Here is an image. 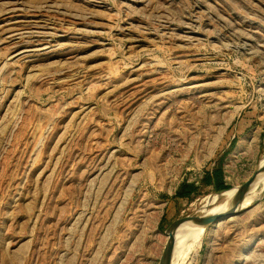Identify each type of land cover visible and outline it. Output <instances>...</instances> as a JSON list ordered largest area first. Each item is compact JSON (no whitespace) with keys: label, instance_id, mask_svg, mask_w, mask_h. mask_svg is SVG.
Segmentation results:
<instances>
[{"label":"rangeland","instance_id":"rangeland-1","mask_svg":"<svg viewBox=\"0 0 264 264\" xmlns=\"http://www.w3.org/2000/svg\"><path fill=\"white\" fill-rule=\"evenodd\" d=\"M263 158L264 0H0V264H158ZM262 187L181 264H264Z\"/></svg>","mask_w":264,"mask_h":264},{"label":"bare ground","instance_id":"bare-ground-1","mask_svg":"<svg viewBox=\"0 0 264 264\" xmlns=\"http://www.w3.org/2000/svg\"><path fill=\"white\" fill-rule=\"evenodd\" d=\"M259 163H260V165L264 164V158L262 160H260ZM259 183L264 186V172L261 173L260 175H258L256 180L248 188V191L246 192L243 199L241 200L239 207H245L254 198L255 195H253L254 194L253 190ZM263 188L264 187H262L261 190H263ZM238 189H239V185L236 186L235 188H232V189H222L221 191H215L212 194L204 197V199H203L204 202L201 205V209H200L201 213L200 214L214 213V212L222 211V210L228 208L231 205V203L234 201V198L238 192ZM220 197L222 199H220ZM224 219H226V218H224ZM204 227L205 226H203V225H193V224H189V223H184L176 229V232L174 234V240L172 243V248H171V255H170L171 262L174 261L173 262L174 264H181L182 261L188 257L187 256L183 259L184 254L186 255L189 252V251L185 252V249L189 248V245L192 246L191 244L193 242H198V240H199V238H200V236L204 230ZM184 236L186 237L185 238L186 241H184L185 240ZM188 241H190L191 244L190 243L187 244L188 245V247H187L186 242H188ZM197 244L198 243H196V245ZM193 245H194V243H193ZM189 250H191V249L189 248Z\"/></svg>","mask_w":264,"mask_h":264},{"label":"water","instance_id":"water-1","mask_svg":"<svg viewBox=\"0 0 264 264\" xmlns=\"http://www.w3.org/2000/svg\"><path fill=\"white\" fill-rule=\"evenodd\" d=\"M263 172H264V164L260 165L259 163L255 168V170L253 171V173L239 185V189L234 198V201L231 203V205L228 208L214 213L198 214L193 217H185L173 221L166 230L167 240L160 255L158 264L170 263V255H171L172 243L174 240V234L179 226H181L184 223L206 226L210 223L218 222L220 220H223L224 218L231 217L240 209L239 204L243 199L244 195L246 194V192L248 191V188L256 180L257 176Z\"/></svg>","mask_w":264,"mask_h":264},{"label":"trees","instance_id":"trees-1","mask_svg":"<svg viewBox=\"0 0 264 264\" xmlns=\"http://www.w3.org/2000/svg\"><path fill=\"white\" fill-rule=\"evenodd\" d=\"M203 183L212 184L217 189L227 188V184L223 181V172L220 167H215L211 171H206L203 178ZM196 190V185L193 183L184 182L174 193V198H189L191 193Z\"/></svg>","mask_w":264,"mask_h":264},{"label":"crops","instance_id":"crops-1","mask_svg":"<svg viewBox=\"0 0 264 264\" xmlns=\"http://www.w3.org/2000/svg\"><path fill=\"white\" fill-rule=\"evenodd\" d=\"M248 131H249V130L247 129L246 132H248ZM250 137H252V135H251ZM177 199H179V198H177ZM181 199H182V198H181Z\"/></svg>","mask_w":264,"mask_h":264}]
</instances>
